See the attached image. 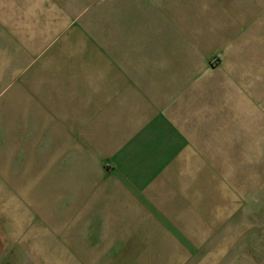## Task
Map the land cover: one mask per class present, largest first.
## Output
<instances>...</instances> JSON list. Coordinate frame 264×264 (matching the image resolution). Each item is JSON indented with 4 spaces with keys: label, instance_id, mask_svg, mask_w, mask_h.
<instances>
[{
    "label": "crops",
    "instance_id": "crops-1",
    "mask_svg": "<svg viewBox=\"0 0 264 264\" xmlns=\"http://www.w3.org/2000/svg\"><path fill=\"white\" fill-rule=\"evenodd\" d=\"M102 1L0 0V63L18 61L4 54V46H18L19 31L43 37L97 29L82 27L78 19L100 14ZM176 2L171 10L163 0H106V14L128 17L107 29L137 33L114 45L122 47L120 53L78 72L74 92L60 95L58 112L49 114L51 98L44 96L43 104L31 107L28 130L20 122L12 129V138L25 141L32 173L41 167L42 174L58 176L59 191L66 193V217L58 225L73 228L76 238L105 240L126 222L185 219L196 186L190 180L200 179L212 160L236 155L227 148H236L242 130L244 80H250L246 110H253V80L260 68L264 72V58L260 64L249 36L257 30L228 24L220 14L211 25L208 10L196 11L194 0ZM164 3L175 17L153 22L155 8L162 14ZM102 249L78 253H119Z\"/></svg>",
    "mask_w": 264,
    "mask_h": 264
},
{
    "label": "rangeland",
    "instance_id": "rangeland-1",
    "mask_svg": "<svg viewBox=\"0 0 264 264\" xmlns=\"http://www.w3.org/2000/svg\"><path fill=\"white\" fill-rule=\"evenodd\" d=\"M163 1L171 10L177 6L176 0ZM194 1L196 11L208 10L205 12L211 25L218 22L220 14L228 24L257 30L249 36L258 45L257 59L262 64L264 0ZM102 2L100 14L78 19L82 27L97 29L50 31L43 37L42 32L19 31L18 46H4V54L18 61L0 63V264H264L262 68L260 78L253 80L254 87L257 85L253 110H246L250 80H244L243 126L237 130L236 148H227L228 154L236 151V155L219 162L212 160L205 174L200 172V179L190 180L196 186L189 192L185 219L117 224L119 233L105 240L80 239L74 236L73 228L60 229L58 224L66 217L62 206L66 193L59 191L58 176L42 174L41 167L32 173L25 141L12 138V129L20 122L23 130H28L31 107L43 104L44 96L51 98L46 101L49 114L58 112L60 95L74 92L78 72L91 71L97 65L92 61L120 53L122 47L114 45L137 33L108 30V23L128 21V17L106 14V0ZM165 3L162 14L155 8L153 22L165 23L175 17ZM21 137L26 139V135ZM199 167L196 165V169ZM43 220L50 227L43 225ZM128 230L136 234H128ZM102 248L119 253H78ZM129 250L139 253H127Z\"/></svg>",
    "mask_w": 264,
    "mask_h": 264
}]
</instances>
